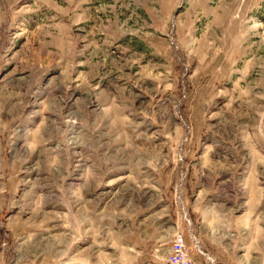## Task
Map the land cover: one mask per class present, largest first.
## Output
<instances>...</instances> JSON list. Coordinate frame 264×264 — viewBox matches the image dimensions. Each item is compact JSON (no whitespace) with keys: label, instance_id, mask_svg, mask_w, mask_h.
I'll return each instance as SVG.
<instances>
[{"label":"rangeland","instance_id":"374dc122","mask_svg":"<svg viewBox=\"0 0 264 264\" xmlns=\"http://www.w3.org/2000/svg\"><path fill=\"white\" fill-rule=\"evenodd\" d=\"M179 231L264 264V0H0V264H168Z\"/></svg>","mask_w":264,"mask_h":264},{"label":"built area","instance_id":"2783aa9c","mask_svg":"<svg viewBox=\"0 0 264 264\" xmlns=\"http://www.w3.org/2000/svg\"><path fill=\"white\" fill-rule=\"evenodd\" d=\"M168 264H194L188 253L185 235L182 231L174 235L171 244V253L168 256Z\"/></svg>","mask_w":264,"mask_h":264},{"label":"crops","instance_id":"0c3cea01","mask_svg":"<svg viewBox=\"0 0 264 264\" xmlns=\"http://www.w3.org/2000/svg\"><path fill=\"white\" fill-rule=\"evenodd\" d=\"M180 225H181V223H180ZM182 227H183V224H182ZM181 228V227H180ZM188 233H186V242L187 243H189V241L191 240L190 239V237H189V235H187ZM165 237V236H164ZM163 237V238H164ZM160 239V236H157V241H158V245H157V247H158V252H161V253H163V254H168V253H170L171 252V245H170V243H168V242H166V239L167 238H164V239ZM161 242V243H160ZM193 256V255H192ZM193 258L195 259V257L193 256Z\"/></svg>","mask_w":264,"mask_h":264}]
</instances>
